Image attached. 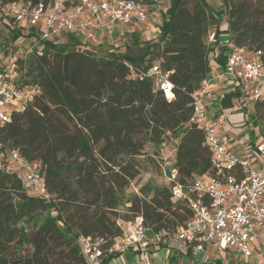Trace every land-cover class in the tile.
Returning <instances> with one entry per match:
<instances>
[{"label":"trees","instance_id":"1","mask_svg":"<svg viewBox=\"0 0 264 264\" xmlns=\"http://www.w3.org/2000/svg\"><path fill=\"white\" fill-rule=\"evenodd\" d=\"M11 1L17 0H0V20L9 27L13 19L2 5ZM138 1L149 11L159 2L163 8L160 20H149L153 38L135 32L123 48L109 44L102 54L100 46L70 34L67 41L43 40L40 48L13 55L16 80L39 92L0 126L1 148L37 163L47 194H30L21 179L0 171V264H86L81 236L99 240L106 252L121 234L118 223L140 215L151 232H173L191 218L185 202L171 200L170 189L176 183L188 186L211 167L204 134L191 121L192 94L208 77L216 48L214 57L225 65L226 47L217 38L222 22L230 42L250 53L259 50L264 66V2ZM11 31L12 41L36 35ZM156 63L169 73L171 101L148 74ZM232 97L227 94L222 107L230 106ZM253 102L255 116L263 120L264 101ZM249 136L254 145L253 131ZM167 141L174 142L169 184L153 187L151 195L148 183L128 194L140 174L138 158L148 147L156 155ZM154 246L168 248V239ZM190 254L191 248L184 255ZM118 255L106 254L104 264ZM180 256L170 254L169 264Z\"/></svg>","mask_w":264,"mask_h":264},{"label":"built area","instance_id":"2","mask_svg":"<svg viewBox=\"0 0 264 264\" xmlns=\"http://www.w3.org/2000/svg\"><path fill=\"white\" fill-rule=\"evenodd\" d=\"M161 9L159 2L149 11L148 6L138 0H17L2 5L4 14L11 17L13 23L23 22L29 31L35 32L33 45L27 47L26 53L31 52L33 46L40 48L43 40L56 42L63 33L76 34L89 43L112 44L120 26L126 28L125 32L138 28L145 37L153 38L155 33L149 31L147 24L151 19L160 20ZM214 39L215 32L211 31L207 40ZM225 44L229 48L222 74L242 83L246 98L264 101L261 52H247L229 39ZM15 51L0 46V126L9 121L11 111L22 110L33 94L39 92L37 86L22 85L16 80ZM148 74L160 94L171 101L174 93L169 73L156 63L150 66ZM209 82V78L204 79L192 94L191 121L204 134L211 156L210 170L186 187L176 183L170 189L171 200L185 202L191 210V218L173 232L165 228L151 232L140 215L118 223L121 234L114 238L106 252L99 240L81 236L86 264H104L106 254L120 255L128 251L138 254L131 264H154L150 249L172 237L189 246L193 253L207 247L229 249L246 264H264V140L256 145L262 158L258 166L249 156H238L232 150L217 131L224 122L223 117L210 116L207 112ZM1 147L0 143V171L21 179L30 194L46 195L39 165L26 160L16 149L2 150ZM172 173L174 177V171Z\"/></svg>","mask_w":264,"mask_h":264},{"label":"rangeland","instance_id":"3","mask_svg":"<svg viewBox=\"0 0 264 264\" xmlns=\"http://www.w3.org/2000/svg\"><path fill=\"white\" fill-rule=\"evenodd\" d=\"M257 1L264 2V0ZM6 21L7 20H5L4 18L3 20H0V46L10 50V52H13V50L16 49L14 54L22 55L27 50V47H30L32 42H34L35 37L29 34L20 35L14 41H12L11 29H24L27 34L29 32V28L26 27L23 22H14L12 24V27H9ZM147 28L149 29V23L147 24ZM138 35L141 38H145L146 36L143 32H139ZM149 35H151V33H149ZM104 43L105 46L98 49V51L102 54L105 53L106 47L109 46L107 45L106 41H104ZM10 59H12V57H10ZM10 108L11 106H8V109ZM254 109V102L252 100H247L244 97H241V100H238L236 102L233 109V113H237L234 114L235 116L233 117L238 122L235 124L233 130H254L253 136L255 137L256 146L260 138H264V119L260 120L257 116H255ZM230 113L232 112H229L228 114ZM227 118L228 116L226 117V120H228ZM173 143L174 142L172 141L165 142L156 155H152L153 149L151 147H148L146 149V155L138 158L140 162V174L135 180L130 183L127 189L128 194L139 193V187L146 183H148L146 189H150L148 192L149 195L153 193V187L166 186L169 184L170 179L165 177L164 168L166 166H170L173 162ZM241 143L244 142L242 141ZM239 150L243 151L241 146L238 145L237 151ZM250 150V152L252 153L253 149L251 148ZM182 248V251L186 254V247ZM217 260H220V264H246L244 260H239L237 258V255L234 254L231 250L229 251L224 249L207 251L204 250L195 253L191 251V254L189 256L182 255L178 257L175 264H218ZM117 262L118 261L115 260L111 262V264H117ZM155 262L156 264H158V261Z\"/></svg>","mask_w":264,"mask_h":264},{"label":"crops","instance_id":"4","mask_svg":"<svg viewBox=\"0 0 264 264\" xmlns=\"http://www.w3.org/2000/svg\"><path fill=\"white\" fill-rule=\"evenodd\" d=\"M225 23L222 22L219 26L218 30V43L219 45H225L226 50L224 52L225 56L228 52V44H225V41L229 39L228 32L225 28ZM125 27H118L114 33V38L112 41L113 46L123 47L124 46V40L127 37L132 36L135 32H140L141 30L138 28H134L131 32H125ZM215 33L217 30L213 29ZM72 33H63L56 42H64L68 40V36ZM127 34V35H125ZM75 37H77L82 42H87L82 37L77 36L76 34H73ZM147 38V37H145ZM89 43V42H88ZM92 45H95L96 47H103L104 42L101 41L100 43H90ZM109 45V44H108ZM214 53L218 54V49L216 48L214 51L210 53V72L208 74V77L210 79L209 86L206 91V104H207V112L210 116H222L224 119V122L220 124L217 128V131L220 135V137L227 141V143L230 145L232 150L238 155V156H249L252 159V162L258 166L262 162L261 156L258 154L256 150L255 143L252 145L250 143V136L249 132L254 130H245V131H236L233 130L235 127V124L238 123L233 116V109L235 107V104L238 100H241V97H244L247 100H250L244 96V88L245 86L233 79H229L226 76L222 74L224 66L221 65L219 61L216 60V57H214ZM229 93H232L233 97L231 99V105L228 107H222V99ZM229 112H232L228 114ZM228 116V120H226L225 116ZM264 138H260L259 142L263 141ZM244 143H241V142ZM257 142V143H259ZM241 146L243 151L239 150L237 151V147ZM251 145V146H250ZM253 149V152L251 153L250 149ZM174 154V149L172 150ZM174 159V155H173ZM172 159V160H173ZM168 248H159L157 246H154L149 251V256L152 259L153 263L156 264L155 261H158V264H169L168 256L170 254H176L178 252L182 253L184 255L185 253L182 251V247H186V249H189L190 247L184 244L182 241H179L175 238H170L168 240ZM207 250H215L212 247H207ZM225 250V249H224ZM227 250V249H226ZM229 250V249H228ZM230 251V250H229ZM232 251V250H231ZM234 254H236L234 251H232ZM138 254L135 253V251H128L125 253H122L116 257H113L108 264H111V262L117 260V264H131L132 261H134L137 258ZM238 258V256H237ZM239 259V258H238ZM240 260V259H239Z\"/></svg>","mask_w":264,"mask_h":264},{"label":"water","instance_id":"5","mask_svg":"<svg viewBox=\"0 0 264 264\" xmlns=\"http://www.w3.org/2000/svg\"><path fill=\"white\" fill-rule=\"evenodd\" d=\"M164 175H165L166 178H168V179H170V180L173 178V173H172V171L170 170L169 166H166V167L164 168Z\"/></svg>","mask_w":264,"mask_h":264}]
</instances>
